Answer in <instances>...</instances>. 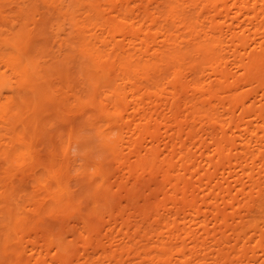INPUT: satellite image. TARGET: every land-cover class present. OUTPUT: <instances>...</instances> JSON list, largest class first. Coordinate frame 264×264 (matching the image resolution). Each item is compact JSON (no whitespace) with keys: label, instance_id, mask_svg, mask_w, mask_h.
<instances>
[{"label":"bare ground","instance_id":"1","mask_svg":"<svg viewBox=\"0 0 264 264\" xmlns=\"http://www.w3.org/2000/svg\"><path fill=\"white\" fill-rule=\"evenodd\" d=\"M139 1L0 0V64H6V68L0 65V143L4 147L2 154L6 158L10 156L8 165L15 169V160L20 156L15 153L18 148L28 155L30 164H46L41 154L34 153L33 148L36 131L45 120L39 119L43 117L40 115L42 110H53L54 104H57V115L63 117L70 127L67 145L64 142L59 145L60 149L65 146L63 155L66 153V158L61 159L63 162L58 160L61 153H57L60 150L57 144V147L50 149V156L46 157L50 166L46 164L45 167L49 172V176L46 174L48 178L56 181V189L49 190L57 202V208L64 213V222L58 230L43 231L46 245L42 241L40 245L37 237V240H28V243L23 241L18 230L26 220L23 214L17 213L22 209L17 208V202H13L16 209L13 205L10 207L11 194L3 190L5 193H0V200H6L9 206L5 208L6 211L0 209V213L3 211L0 214V264H22V257L28 251L32 252L31 264H48L47 257L53 250L58 264L72 262L70 258L76 253L77 257L80 254V250L66 237L67 233L72 232L68 222L73 218L86 228L85 246L88 249L91 246L104 247L103 257L109 260V264H207L212 259L213 264H235L231 261L233 258H229L233 254L221 250V245L227 243L241 249L247 243L245 239L253 243L252 252H263L261 264H264V186L257 182V173H253L257 172L254 171L256 167L259 169L264 165V161L258 159L264 153V0ZM55 44H58L56 50ZM5 92L11 94L7 93V96ZM256 102L261 105L260 111L254 108ZM220 108L224 109L226 117H223L224 113L222 117L219 116ZM25 111L34 114V136L31 135L32 131L28 135L32 115L26 118ZM236 111L241 114V117L236 115L238 119L234 114ZM247 118H253L250 120L253 123L250 124ZM45 123L44 126L47 125ZM19 125L21 133L17 130ZM43 128L42 123L38 130L40 135L47 127ZM162 129L165 130L164 138H168L167 141L163 138L166 142L161 138ZM228 129L232 131H229L231 134H228ZM114 130H118L117 135ZM3 135L4 138L10 135L9 141L6 138L8 144L4 140L2 143ZM26 135H31L28 138L30 143L26 142ZM49 135L50 139L55 137L52 133ZM58 135L62 140L65 137L63 130ZM161 140L165 142L162 148ZM233 140H240L237 144L242 143L240 152L247 156L244 161L237 162V157V163H233L234 157H227L229 151H234ZM74 144H77L78 153L71 157ZM126 146L138 158L128 166L134 172L136 181L131 186L128 177L127 185L131 188L120 184L113 191L112 179H115L120 166L124 165L119 161L118 152L124 151ZM164 151L167 153L162 158ZM196 151L214 153L206 154L207 159L196 162L193 159ZM214 155H217V161L212 158ZM78 156L91 167L83 170H88L85 174L88 172L89 176H79L82 171L78 175L79 167L83 165L82 170L86 164L83 160L80 162ZM57 160L62 163H59L60 166L56 164ZM257 160H261V163L256 164ZM77 162L81 165L78 169ZM218 163H225L229 169L226 174L222 166V173L225 172L232 180L235 178V184L231 185V189H235L233 194L232 190H228V195L219 196L218 180H213L217 171L215 168L213 174L211 170ZM160 172L162 178L158 179L156 173ZM145 174H149L148 178ZM189 175L200 176L199 181L194 182L199 183L198 186L205 193L202 204L212 207L214 202L221 199L225 206L231 208L227 210L232 211V216H229L224 212L219 213L220 208L214 206V223L225 225L227 230L234 226L236 228H233L234 232L230 230L235 235L231 238H235V243H231L229 232L227 236L223 232L224 235L211 242L216 248H221L212 259L208 258L206 251L210 248V240L208 246L203 242L207 239L205 235L202 243H198L200 240L194 241L197 234L194 225L208 234V218L211 217L206 218L199 197L198 200L196 197L189 198V192L196 185L188 181ZM85 177H89L88 181ZM244 177H247V182L248 179L251 181L249 189L243 182ZM78 179H81L78 181L80 185L90 182L88 185L82 184L84 192L85 186H93L96 182L106 190L104 199L91 200L90 212L83 213L84 205L76 199L71 186ZM46 180L49 182V179ZM257 184L259 187L255 188ZM150 188L156 191L153 193ZM145 189L148 190L146 194ZM122 191L127 193L124 192L128 197L124 196L131 203L128 206L144 203L140 213V203L132 206L138 208L135 209L140 218H133L136 210L129 214L124 209L119 200ZM150 191L153 195H150ZM90 192L88 189L85 192L88 198L92 194ZM160 192L164 197H158ZM147 193L151 197L156 193V198L152 199ZM179 195L182 196L181 201H178ZM242 196L245 201L241 200ZM140 199H144V202ZM175 199H178L177 202ZM252 199L253 203L250 202ZM122 209L132 217L127 219L124 213L120 215ZM107 211L112 221L115 219L117 222L121 216L126 219L123 221L122 218L120 222L123 224L119 225L122 224V234L132 243L126 249L114 248L111 243L112 250H108L102 239L93 237L96 231H100L98 225L100 227L101 216ZM237 217L240 219L237 220ZM129 219H140V225L136 220L133 227L134 223H130ZM230 219L237 220L239 224L231 226ZM156 223H162L163 227L155 228ZM13 241L19 245L18 249H10L9 245H13L10 242ZM202 251H206L205 257H202L203 254L200 257ZM84 254L85 260L75 261L76 264H95L89 252Z\"/></svg>","mask_w":264,"mask_h":264},{"label":"rangeland","instance_id":"2","mask_svg":"<svg viewBox=\"0 0 264 264\" xmlns=\"http://www.w3.org/2000/svg\"><path fill=\"white\" fill-rule=\"evenodd\" d=\"M137 1H139V0H137ZM140 2V1H139ZM23 6V5H22ZM29 9V8H28ZM57 46V47H56ZM58 48V44L56 45L55 44V46H54V49L56 50ZM2 58V57H1ZM2 63V62H1ZM0 65H2L3 67L6 65L5 63H2V64H0ZM5 68H6V66H5ZM11 94L10 92H5V95L6 94ZM8 94H7V96H8ZM55 106H54V108H53V110H50V111H48V110H46V112H45V110H42V112L44 111V113H40V111L41 110H39V113H40V115L42 114L43 115V117L42 116H40L39 117V119H45V120H42V122H41V124H40V127H42V123H43V129H45L46 127V131L44 132V131H42V132H44L45 133V139H46V137H47V139L45 140H43V138H44V133L43 134H41L40 135V133H39V129H40V127H39V129H37V131H36V134H35V132L33 131L34 130V123H33V115L34 114H29L27 111H25L24 113V116L26 117V118H28L27 116L28 115H32L31 116V119H29V121L31 120V124H32V126H31V124H30V126H31V128H28V135L30 134L29 132H31V135L32 134H35V137H36V141H35V145H34V153H36V154H39V156H40V154H41V158H42V161H43V163H46L47 165L49 164L47 161H48V159L49 158H46V157H49L50 155H49V153L51 152V150L58 144V146L59 145H61L63 142H64V145L66 144L67 145V142H68V133H69V125H68V123H65L66 121L64 120V118L63 117H61V116H58L57 115V111H56V105L57 104H54ZM258 105V106H257ZM260 103H258V102H256V104H255V109H256V111H260ZM259 109V110H258ZM26 113H28V114H26ZM39 113H37V115H39ZM218 113H219V116L220 117H222V114L224 113L225 115L223 116V117H226L227 115H226V112H224V109H222V108H220L219 110H218ZM237 113V114H236ZM235 117L237 118V116L236 115H238L239 114V117H241V114L239 113V111H236L235 113ZM57 116H58V118H57ZM42 117V118H41ZM238 117V118H239ZM61 118H63V119H61ZM237 118V119H238ZM254 118V117H253ZM253 118H247L248 120L247 121H249V123L250 124H252L253 122L252 121H250V120H253ZM245 120V119H244ZM54 121V122H53ZM65 121V122H64ZM45 122H47V125L46 126H44L46 123ZM52 122V123H51ZM54 123V124H53ZM28 124V123H27ZM50 124V125H49ZM53 124V125H52ZM28 126H29V124H28ZM51 127V128H50ZM20 128V129H19ZM61 128V129H60ZM31 129V130H30ZM165 129V128H164ZM164 129H162L164 132H162V135H163V133H165V130ZM17 130H20V131H18V132H22L21 131V127H20V125L17 127ZM22 130H23V128H22ZM30 130V131H29ZM63 130V133H65V137L63 138V140L60 138V136L58 135V133L59 132H61V131ZM4 131H7V130H4ZM229 129H228V134H231V133H229ZM8 132V131H7ZM46 132H47V136H46ZM230 132H232V131H230ZM2 133H6V132H2ZM52 133V136H53V134H54V138L53 139H50V137H51V135H49V134H51ZM114 133H115V135H117L118 134V130H114ZM10 134V133H9ZM11 135V134H10ZM10 135L8 136V135H5V138H4V135H3V137H2V139H1V141H2V143L5 141V143H7L8 144V141H9V137H10ZM31 135L30 136H25V140H26V142L27 143H30V142H28V140H30V139H28L29 137H31ZM32 136H34V135H32ZM34 137V138H35ZM165 136L163 135L161 138L163 139ZM8 139V141H7V139ZM33 138V139H34ZM6 139V140H5ZM67 139V140H66ZM166 141L168 140V138H164ZM163 139V140H164ZM235 139V138H234ZM4 140V141H3ZM31 140H32V138H31ZM35 140V139H34ZM163 140H161L160 142H162V144L160 145V148H162V147H164V144H165V142L163 141ZM234 142H233V148H232V150H234V151H229V156H227V157H234L233 158V163H234V161L236 162V159H237V157H238V159H237V162H239V161H241V160H245L246 159V157L247 156H245L246 155V153H242V151L240 152V149H242V143H240V144H237V140H233ZM34 142V141H33ZM239 142H240V140H239ZM238 142V143H239ZM56 143V144H55ZM7 144H5V146H7ZM32 144V143H31ZM160 144V143H159ZM0 145H1V143H0ZM3 145V144H2ZM1 145V146H2ZM0 146V150L2 149V148H4L3 146L1 147ZM128 146V145H127ZM125 147V149H123L124 151H120V152H118V156L120 157V159L121 160H119V161H121V163H123L124 165H122V166H120V169H118L117 171H116V176L114 177L115 179H112V181H113V191H114V189L115 190H117L119 187H120V184H121V186L123 185V184H128V182H129V184L131 185L132 183H134L135 181H136V176H134V172H132L131 171V168L130 167H128V166H131V165H133V163H135V161L138 159L137 158V155L134 153V151H130V149H129V147ZM40 147V148H39ZM57 147V146H56ZM60 147L61 146H59V149H60ZM64 148H61L59 151L57 150V153H61V155H60V157L58 158V160L59 161H62L61 159H63V158H66V157H64L65 155H66V153H65V155H63V152H64V150H65V146H63ZM6 149V148H5ZM51 149V150H50ZM19 150V151H18ZM4 152V151H3ZM2 152V150L0 151V176H1V178H0V193L3 191V190H6V191H8L7 193H9V194H11V197H10V195H9V197H10V201H9V203H11L10 204V207H12V205H13V207L15 206V204H16V202L17 203H19V204H17L18 206H17V208L18 207H21V209L22 210H20L19 212H17V213H21V214H23V218H24V220H26L25 222H22V224H21V226H20V229L18 230V235H20V236H22L23 237V241H25V242H27L28 243V240H33V239H35L36 237H37V239H38V241H39V244L40 245H42V244H44V245H46V243H44L45 242V240H44V238H45V236H44V232L43 231H45V233H46V231L48 230V231H52V230H58V228H60L61 227V223H63L64 222V218H63V214L64 213H62V211H60V209L59 208H57L58 207V205H56L55 203H57L56 202V200H55V198H54V196L52 197V194H51V190H49V189H56V186L55 185H57V184H55L56 183V181L54 182L53 180L51 181V178L49 177L48 178V176H49V172H46V170H45V167L47 166L46 164L45 165H43L42 164V166H40L37 162H35V163H32V164H30L31 162L29 161V157H28V155L26 154L25 155V153H23V151H22V153H21V151H20V149L18 148L17 149V151H15V153L17 152V156H19V154H20V156L17 158V156H15V161H16V167H15V169H14V167L13 168H11L12 166L11 165H8L9 163V160H11V159H9L10 158V156L8 155V158H6L7 156L6 155H4V154H2L3 153ZM13 153H14V151H12ZM72 154H71V157H74L75 156V153H78V151H77V144H74L73 145V149H72ZM142 152H144L145 153V151H142ZM167 153V151H164V153L162 154V158H163V156ZM205 152V153H204ZM204 152H202V151H196V152H194V158L193 159H196V160H194V161H196V162H198L199 160L201 161V160H203V158H205V159H207L205 156H206V154H207V156L209 155V153H210V155H212L214 152L213 151H204ZM79 153H80V151H79ZM82 153V152H81ZM134 153V154H133ZM202 153H203V156H202ZM212 153V154H211ZM21 154H22V156L24 157H22L21 156ZM205 154V155H204ZM25 155V156H24ZM59 155V154H58ZM57 155V156H58ZM62 155H63V157H62ZM76 155H79V154H76ZM199 155H200V158H199ZM242 155V156H241ZM134 156H136V157H134ZM216 156L217 155H214L212 158L214 159L215 158V161H217L216 160ZM244 156H245V158H244ZM196 157H198V158H196ZM230 157V158H231ZM236 157V158H235ZM40 158V159H41ZM218 158V157H217ZM262 159L263 161H264V153L263 154H260L259 155V157H258V159ZM6 159V160H5ZM7 159H8V161H7ZM13 159V158H12ZM24 159V160H23ZM44 159V160H43ZM78 159L80 160V158H79V156H78ZM58 160H57V162H56V164H58V166H60V164H62V163H58ZM83 159H81L80 160V162L82 161ZM239 160V161H238ZM6 161V162H5ZM20 161V162H19ZM46 161V162H45ZM78 161V160H77ZM199 161V162H200ZM251 161V160H250ZM20 164H19V163ZM63 162V161H62ZM65 162V161H64ZM79 162V161H78ZM78 162H77V164H78ZM85 161L83 160V163H84ZM204 162V161H203ZM236 162V163H237ZM258 162L259 163H261V160H257L256 161V164H258ZM10 163H11V161H10ZM86 163V162H85ZM235 163V164H236ZM19 164V165H18ZM25 164V165H24ZM88 164H90V162L88 163ZM128 164V165H127ZM220 163H218L217 165H216V167H214V168H212L211 170L213 171V174L215 173V175H213V177L215 178H213V180H214V182L216 181V180H218V193H219V196L220 197H222V196H224V194H226V195H228V193H227V191L229 190V191H231V194H233L234 193V190L235 189H231V187L233 188V186H231V185H233V183L235 184V181H234V179L232 180V177L230 178V176L228 177L226 174H227V169L228 168H226V164L224 163H222V164H220ZM252 164V162L250 163V167L252 168V166L253 165H251ZM14 165H15V163H14ZM20 166H24V167H20ZM28 166V167H27ZM49 166H50V164H49ZM79 166H81L80 164H78V165H76V169H78V167ZM83 166V165H82ZM82 166L81 167H79V169L80 170H78V175H79V171L81 172H83V173H81L79 176H81V177H83L84 175L83 174H85V172L86 171H88V170H86L85 172L83 171L85 168H89L88 167V165H87V163L85 164V166L83 167V169L81 170V168H82ZM217 166H218V168L219 167H221V168H219V169H217ZM222 166L224 167V171H225V169H226V174H225V172H223L222 173ZM263 167H261L260 166V168L259 169H257L258 167H256L255 168V170L254 171H257V172H253L254 174L255 173H257L256 175H255V177H257L256 179L258 180L257 182H259V183H261V185H263L264 186V165H262ZM43 167H44V169H43ZM254 167V166H253ZM22 168V169H21ZM91 168V167H90ZM89 168V169H90ZM215 168H216V171H215ZM238 168V167H237ZM262 168V169H261ZM128 169V170H127ZM214 169V170H213ZM240 169V168H239ZM14 170V171H13ZM43 170H45V171H43ZM129 170H130V174H129ZM210 170V171H211ZM218 170H219V172H221L222 174H224V175H222L221 173H219L218 172ZM229 170V169H228ZM252 170V169H251ZM252 170V171H253ZM263 170V171H262ZM11 171V172H10ZM215 171V172H214ZM128 172V173H127ZM260 172H262V173H260ZM89 173H90V171H89ZM118 173V174H117ZM133 173V174H132ZM147 173V172H146ZM258 173H259V175H258ZM48 176H47V175ZM128 175V176H125V175ZM150 174V173H149ZM149 174H145V177L146 178H148V176H149ZM85 175H88L89 176V174H88V172H87V174H85ZM122 175V176H121ZM156 175L159 177L158 179H161L162 178V173L160 172V173H156ZM198 175V174H197ZM197 175H196V177H197ZM217 175H218V177H217ZM222 175V176H221ZM226 175V176H225ZM260 175H261V177H260ZM91 176V175H90ZM131 176V177H130ZM222 178H221V177ZM128 177H129V179H128ZM195 177V175H193V177L191 176V175H189V178L190 179H188V181L190 182V183H194V187H193V189H194V191H193V189H192V191H191V193L189 192V198H191L192 199V197L193 198H195V199H197L198 197V199H199V204H201L202 205V207H203V210L205 211V215H206V218H208V216L209 217H211V218H208V225L209 226H207V227H209V228H207V230H208V234H207V232H206V234H205V232L204 231H202V228H198V225H194V227H195V234L196 235H198V236H194L195 238H194V241H199L198 243H202V240H204V235L207 237V239H205V241H203V242H205V243H207V246H208V242H209V240H210V242H209V247L211 248H208L206 251H207V254L209 255L208 256V258L210 257L211 259H212V256H217L218 255V252L220 251L219 250V248L220 247H218V248H216V246H213V244L214 243H211V242H213L214 241V239H218L220 236H222V234H223V232H226V236H227V234H228V232H229V237H230V239L231 238H233L235 235H234V233L232 234V232H230V230H233V228L235 227L234 225H236L237 226V223L238 222H236L237 220H239L240 218H238L237 217V220H235V219H230V221L232 222V223H230V224H232L231 226H234L233 228H230V226L228 227L227 225H226V227H228V228H230V230L228 229L227 230V228H224V226L225 225H222V226H219L220 224H216V223H214L215 221H214V215H215V213L214 212H216V209H215V207L214 206H218V208L217 209H221L222 208V211L219 209V213H223V214H227V215H231V213H232V211H230L231 210V208H229V207H227V206H225L224 204H223V202H221V199H219L218 200V202L219 203H221V204H219L217 201V203L216 202H214V206H212V207H214V208H212V207H210V206H207L206 204H202L203 203V201H202V197H204V195H205V193L202 191V189L203 188H201V187H199L198 186V184L199 183H196V182H198L199 181V177H197L196 178ZM225 177V179H223ZM89 178V177H88ZM88 178L86 179V177H85V179L88 181ZM119 178V179H118ZM191 178H192V180H193V182H192V180H191ZM230 180H229V179ZM245 178H247V177H244V179H243V182H244V184L245 185H248L247 187H248V189L250 188V184L251 183H249V182H251V181H249V179H248V182H247V179H245ZM260 178H261V180L263 181V182H261V180H260ZM46 179H49V182H48V180H46ZM53 179V178H52ZM85 179H84V181H85ZM127 179H128V182H127ZM196 179V180H195ZM221 179V180H220ZM3 180V181H2ZM81 181V179H78L77 180V182H73V183H71V186L73 187V190H75V194H76V199L78 200V201H82V205H84V208L82 209V211H83V213L84 212H87L88 210V212H90V210H91V200L93 199V200H95V199H97V200H102V199H104V197H105V195H106V190H105V188L104 187H100V186H98V185H96L97 184V182L96 181H94V179H92L93 180V182H96V184L95 183H93V182H91V183H93V186H90V185H92V184H90L88 187L87 186H85V192H87V189L88 190H91V192L90 193H92L89 197L90 198H88V193L87 194H85V192H84V186L83 187H81L82 186V184L84 185L85 183H82L81 185L80 184H78L80 181ZM225 180V181H224ZM74 181V180H73ZM76 181V180H75ZM79 181V182H78ZM84 181H82V182H84ZM87 181H86V183H87ZM98 181V180H97ZM194 181H196V182H194ZM222 181H224V182H222ZM226 181H229V182H226ZM232 182V184H231V182ZM115 182V183H114ZM52 185V188H51V186L49 185ZM90 183V182H89ZM89 183H87V184H85V185H88ZM217 183V182H216ZM226 183H228L227 184V186H225L226 185ZM229 183H230V185H229ZM1 184H2V186H3V188H2V186H1ZM45 184H47V186L45 185ZM54 184V185H53ZM221 184V185H220ZM118 187H117V186ZM152 185V184H151ZM44 186H46V187H44ZM55 186V187H54ZM132 186V185H131ZM153 186V188L155 187L154 185H152ZM221 186V187H220ZM229 186H230V189H228L229 188ZM262 186V187H263ZM127 187H130V186H128L127 185ZM257 187H259L258 186V184H257V186L255 187V188H257ZM90 188H92V189H90ZM131 188V187H130ZM152 188V187H151ZM151 188L149 189V190H151ZM170 188V187H169ZM197 188V189H196ZM221 188H222V190H221ZM83 189V190H82ZM225 189V190H224ZM251 189H254V188H251ZM126 190V189H125ZM127 190H129L128 188H127ZM126 190V191H127ZM155 189H153V191H154ZM222 192H221V191ZM259 190V189H258ZM126 191H122L120 194H121V196L119 197V200H120V202L122 201V206L124 207V209L126 208L127 210V212L130 214V212H131V214H133L132 212H134L135 213V210L136 209H138V208H136V206L135 207H132L133 205H138L140 202H138V203H135V204H133V205H130V206H128L129 204H131L130 202L128 203V199L126 200ZM146 191L148 192V190H146L145 189V194H146ZM152 191V190H151ZM150 191V195L152 194L153 195V193ZM156 191V190H155ZM216 191V192H217ZM223 191H226V192H224L223 193ZM254 191H255V189H254ZM4 193H5V191H3ZM49 192V193H48ZM124 192L126 193V194H124ZM128 192V191H127ZM233 192V193H232ZM162 192H160V194H161ZM195 195H194V194ZM217 193V194H218ZM255 193H257V190L255 191ZM156 194V193H155ZM155 194H154V196H155ZM158 194V193H157ZM159 194V196L158 197H160V198H162V196L164 197V195H163V193H162V195H160ZM193 194V195H192ZM204 194V195H203ZM215 194V193H214ZM13 195V196H12ZM124 195H126V196H124ZM147 195H149L148 193H147ZM146 195V196H147ZM149 195V196H150ZM151 197L152 199H155L156 197ZM157 196V195H156ZM191 196V197H190ZM215 196H216V194H215ZM255 196H256V194H254V199H255ZM13 197V198H12ZM128 197V196H127ZM149 197V198H150ZM181 195H179L177 198L179 199H177L178 201H181ZM176 198V197H175ZM239 198H240V196H239ZM12 199V200H11ZM81 199V200H80ZM197 199V200H198ZM52 200H54V202L52 201ZM144 200V199H143ZM143 200H141L140 199V201H143ZM177 200L175 199L174 201H176L177 202ZM214 199L212 198L211 199V201H213ZM240 200V199H239ZM241 200H243V201H245L246 199L244 198L243 199V196H242V199ZM127 201V202H126ZM223 201V200H222ZM255 201H256V199H255ZM8 202V201H7ZM15 204H14V203ZM93 202V201H92ZM144 202V201H143ZM250 202H252L253 203V199H252V201L250 200ZM205 203V202H204ZM125 204V205H124ZM128 204V205H127ZM142 204H144V203H140V205H138V206H140L139 207V209H138V211L140 210V208L142 207L141 205ZM171 205V204H170ZM7 206H9L8 205V203H6V200L5 201H2V200H0V209H4V211H6L5 210V208H7ZM128 208H127V207ZM137 206V207H138ZM172 206V205H171ZM222 206V207H221ZM117 207V206H116ZM207 207H209V208H207ZM227 207V208H226ZM9 208V207H8ZM15 209H16V207H14ZM114 208H115V206H114ZM130 208H131V210H130ZM136 208V209H135ZM212 210H211V209ZM226 208V209H225ZM124 209H122L123 211H121L122 213L120 214V215H122L123 213H124V215H127L128 217H126L125 216V218H131V217H129L130 215L124 210ZM213 209H215V210H213ZM224 209V210H223ZM227 209H230V210H227ZM133 210V211H132ZM209 210V211H208ZM125 211V212H124ZM137 210H136V215H134V217L133 218H135L136 216H138L137 215V212H138ZM208 211V212H207ZM213 211V212H212ZM3 212V211H2ZM2 212L0 213V214H2ZM115 212H116V209H115ZM103 213V212H102ZM117 213V212H116ZM126 213V214H125ZM138 213H140V211L138 212ZM212 213V214H211ZM214 213V214H213ZM20 214V215H21ZM117 214H119V213H117ZM212 216H211V215ZM103 216H101L102 217V221H101V219L99 218V221H101V223H100V227H99V225H98V230H100V231H96L97 233H95V234H93V237L95 238V239H102V241H104L105 242V245H106V249H108V250H112V247H114V248H119V247H121V248H124V249H126L127 248V246L128 245H132V243H131V241H130V239L129 238H126V235L125 234H122V233H124V231H122L121 229H122V222H120V221H122V216L120 217L121 219H119V220H117V222L119 223H117L116 222V220L114 219V221H112V220H110V219H112V218H109V213H108V211L107 212H105V213H103L102 214ZM123 215V216H124ZM183 215V214H182ZM243 215V214H242ZM22 216V215H21ZM232 216V215H231ZM245 216V215H244ZM139 217V216H138ZM116 218L118 219V217H117V215H116ZM125 218H123V221H124V219ZM140 218V217H139ZM182 218H183V216H182ZM64 219V220H63ZM23 220V221H24ZM126 220V219H125ZM137 220V219H136ZM135 219H132L131 221H133V223L135 224L136 221ZM138 220H140V219H138ZM137 220V222H139ZM235 220V221H234ZM63 221V222H62ZM69 221V220H68ZM67 221V222H68ZM129 221H130V219H129ZM131 221H130V223H131ZM67 222H66V225H68L69 223H70V226H71V229H72V232H73V230H75L74 231V233H72L71 231H70V233H67L66 234V237H67V240L69 241V242H73V244L75 245V247H76V249H79L80 250V254L78 255V257L76 256L77 255V253H76V255H74V257H72V258H70L71 260H73L72 262H70V263H68V264H76L77 262H75V261H78V260H80V262H83V260H85V254L84 253H86V255L88 254V252L90 253V254H88V255H90V258L92 259V261L95 263V264H103V262H104V264L106 263V264H109L110 262H109V260H107L105 257H103V250H105L104 249V247H101L100 249L97 247V246H91V250L90 249H88L86 246H85V242L84 241H86V240H84L85 238L84 237H86L87 235V232H86V230H84V229H86V228H84V224L82 225V223H80L79 221H78V219H70V222H68V224H67ZM234 222V223H233ZM236 222V223H235ZM120 223H122L121 224V226H119L120 225ZM112 226H111V225ZM117 224V225H116ZM133 224V227L134 226H136V224L134 225ZM139 225H140V222L138 223ZM162 224V223H161ZM160 223H156V225L157 226H155V224H153L154 226H155V228H159V229H161L162 227H163V225H161ZM212 224H214V225H212ZM216 224V225H215ZM239 224V223H238ZM74 225V226H73ZM108 226V227H107ZM148 226L149 225H147V228H148ZM159 226H161V227H159ZM197 226V227H196ZM213 226H215V228L213 227ZM106 227H107V229H106ZM110 227H112V228H110ZM121 227V228H120ZM132 227V229H134ZM220 227V228H219ZM76 228V229H75ZM114 228V229H113ZM120 228V229H119ZM145 228H146V226H145ZM197 228H198V230H200V232L201 233H199V231L197 230ZM236 228V227H235ZM234 228V229H235ZM105 229V230H104ZM113 229V230H112ZM117 229H119V230H117ZM107 230V231H106ZM111 230V231H110ZM197 230V231H196ZM211 230V231H210ZM217 230V231H216ZM227 230V231H226ZM85 231V232H84ZM120 232V233H119ZM132 232V231H131ZM217 232V233H216ZM220 232V233H219ZM233 232H234V230H233ZM252 232V231H251ZM1 233H3V231L1 232ZM109 233H110V236H109ZM111 233H113V234H111ZM210 233H211V235H210ZM253 233V232H252ZM71 234V235H70ZM74 234V235H73ZM114 234L116 235V236H114ZM200 234H201V238H200ZM202 234H203V236H202ZM216 235V236H214V235ZM219 236H218V235ZM232 234V235H231ZM41 235V236H40ZM119 235H120V237H119ZM224 235V234H223ZM98 236H100V238H98ZM103 236H104V238H103ZM123 236V237H122ZM208 236H210V237H208ZM39 237H40V239H39ZM69 237V238H68ZM115 237V238H114ZM203 237V238H202ZM205 237V238H206ZM124 240H123V239ZM126 238V239H125ZM200 238V239H199ZM210 238V239H209ZM37 239H35V240H37ZM116 239V240H115ZM212 239V240H211ZM235 239V238H234ZM232 240L231 239V243L232 242H234L235 243V240ZM110 242H109V241ZM120 241V242H118V241ZM206 240H207V242H206ZM246 240V245H244L242 248H241V246H240V248L241 249H239V248H236V247H233V246H231V244H229V245H227V243H225L224 245L222 244L221 246H222V248L223 249H221V250H225V251H227V253H229L230 255H232V256H230L229 258L230 259H232L233 258V260H231V261H234L235 262V264H242L243 262V264H261V262H263V257H262V253L263 252H261V254L259 253V254H257V252L256 251H254V252H256V253H254V252H252V250L251 249H253L252 248V244L253 243H250V241H247L248 239H245ZM43 243H42V242ZM125 241V242H124ZM147 241V240H146ZM14 242V241H13ZM118 242V243H117ZM143 243L145 242L144 240L142 241ZM249 242V243H248ZM26 243V244H27ZM42 243V244H41ZM112 243V244H111ZM126 243V244H125ZM128 243V244H127ZM146 243V242H145ZM145 243H144V245H145ZM148 243V242H147ZM244 243V244H245ZM10 244H13V245H9V247H10V249L12 250L13 248L14 249H18L19 248V245H17V243H12V242H10ZM31 243L29 242V245H30ZM112 245V247H111V245ZM120 244V245H119ZM123 244V245H122ZM233 244V243H232ZM43 245V246H44ZM110 245V246H109ZM125 245V246H124ZM13 246V247H12ZM108 246V247H107ZM151 246H152V244H151ZM228 246H229V248H228ZM18 247V248H17ZM87 249H86V248ZM95 247V248H94ZM83 248V249H82ZM84 248L86 249V250H84ZM98 248V249H97ZM111 248V249H110ZM214 248H216L215 250H214ZM226 248V249H225ZM234 248V249H233ZM247 248V249H246ZM82 249V250H81ZM10 250V251H11ZM214 250V251H213ZM238 252H237V251ZM54 251V252H53ZM48 256L49 257H47V261H48V264H58V262L56 261V259H55V257L56 256H54L55 255V250H53ZM85 251V252H84ZM101 252V253H99V252ZM206 251H202L201 253H200V257H201V255H202V257H205V253H206ZM83 252V253H82ZM94 252V253H93ZM98 252V253H97ZM204 252V253H203ZM233 252H235V253H233ZM260 252V251H259ZM31 251H28V253H26V254H24V256L22 257L23 259H22V264H31L32 263V258H30L31 257ZM54 253V254H53ZM215 253V254H214ZM81 254H82V257H81ZM99 254V255H98ZM206 254V255H207ZM212 254V255H211ZM236 254V255H235ZM237 254H239V255H237ZM53 255V256H52ZM101 255V256H100ZM259 255V256H258ZM76 256V257H75ZM105 256V255H104ZM133 256V255H132ZM229 256V255H228ZM239 256V257H238ZM245 256V257H244ZM256 256H257V258H256ZM95 257H96V260H93V259H95ZM99 257V258H98ZM241 257H243V258H241ZM252 257V258H251ZM260 257V258H259ZM76 258H79V259H76ZM81 258V259H80ZM83 258V259H82ZM228 258V259H229ZM248 258V260H246ZM262 258V259H261ZM100 259V260H99ZM106 259V260H105ZM206 259V258H205ZM204 259V260H205ZM211 259H208V261L209 260H211ZM229 259V260H230ZM242 259H245V261H242ZM250 259H252V260H250ZM258 259H259V261H258ZM29 260V261H28ZM49 260H50V262H51V260H52V263H50L49 262ZM55 260V261H54ZM102 260H103V262H102ZM213 260V259H212ZM209 261L208 263H210V264H213V262L214 261ZM260 260H262V261H260ZM107 261H108V263H107ZM242 261V262H241ZM248 261V262H247ZM251 261V263H249ZM29 262V263H28ZM237 262V263H236ZM247 262V263H246ZM254 262V263H253ZM260 262V263H259ZM206 263H207V261H206ZM207 263V264H208ZM227 263H228V261H227ZM229 264V263H228Z\"/></svg>","mask_w":264,"mask_h":264}]
</instances>
